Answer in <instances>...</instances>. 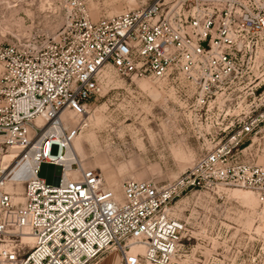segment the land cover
<instances>
[{
	"label": "built area",
	"instance_id": "obj_1",
	"mask_svg": "<svg viewBox=\"0 0 264 264\" xmlns=\"http://www.w3.org/2000/svg\"><path fill=\"white\" fill-rule=\"evenodd\" d=\"M0 64V155H18L10 171L0 163V264H99L113 252L120 264L198 263L205 245L178 199L201 207L238 187L264 206V166L247 157L264 136V0H151L97 22L88 0H0ZM108 69L184 99L186 125L212 148L176 182L129 180L118 196L67 157ZM43 163L56 184L40 178Z\"/></svg>",
	"mask_w": 264,
	"mask_h": 264
},
{
	"label": "rangeland",
	"instance_id": "obj_2",
	"mask_svg": "<svg viewBox=\"0 0 264 264\" xmlns=\"http://www.w3.org/2000/svg\"><path fill=\"white\" fill-rule=\"evenodd\" d=\"M150 1L88 0V5L92 20L97 22ZM88 108L90 113L75 145L82 147L84 166L97 170L118 196L129 180L152 179L161 185L176 182L212 148L205 147L199 132L186 125L184 99L166 82L121 77L108 69ZM7 154L0 155V163ZM52 154H57L56 147ZM247 155L252 163L264 166V136L254 140ZM39 176L49 185L58 182L57 168L48 163L42 164ZM23 190L19 183L8 186L16 202L22 200ZM241 191L248 190L231 187L220 191V197L211 193L201 207L184 197L177 200L178 207L190 203L178 216H194V231L205 245L201 262L192 264H264V206L254 199L248 203ZM24 241L22 247L28 251L31 239L24 236ZM4 244L0 242V247ZM99 264H120L119 254L110 253Z\"/></svg>",
	"mask_w": 264,
	"mask_h": 264
},
{
	"label": "bare ground",
	"instance_id": "obj_3",
	"mask_svg": "<svg viewBox=\"0 0 264 264\" xmlns=\"http://www.w3.org/2000/svg\"><path fill=\"white\" fill-rule=\"evenodd\" d=\"M75 121H76L75 123H77V120H75ZM82 155H83L82 147H81V145L79 143L76 142V145L74 144V150L69 152L67 157L68 158H73V159L77 160L80 164L84 165L83 164V159H80ZM16 158H18L17 151H12L10 154L5 155L2 158V167H3V169H7V171H10L13 168V165H14V163L11 164V165H10V163L14 162V160ZM73 173L75 174L76 171H73ZM26 179L27 178H26L25 172H20V173L17 172L15 178L13 179V182L23 185V183H24V181ZM16 194H17V192L15 193V195ZM241 194H242L241 195L242 198H244L245 201H247L248 203H250L251 199L257 200L255 198V196L250 191H241ZM16 199H18V198H16ZM24 236H27V237H29L31 239V237L27 233L22 234V238H23V242L24 243H26L24 241ZM31 243H32V239H31V242L28 243V244H31Z\"/></svg>",
	"mask_w": 264,
	"mask_h": 264
}]
</instances>
